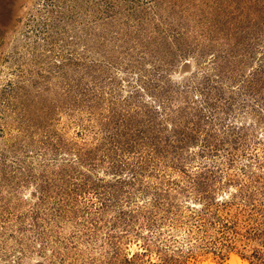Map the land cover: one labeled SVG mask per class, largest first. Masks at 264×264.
<instances>
[{"label":"rangeland","instance_id":"rangeland-1","mask_svg":"<svg viewBox=\"0 0 264 264\" xmlns=\"http://www.w3.org/2000/svg\"><path fill=\"white\" fill-rule=\"evenodd\" d=\"M231 254L264 264V0H0V264Z\"/></svg>","mask_w":264,"mask_h":264},{"label":"bare ground","instance_id":"bare-ground-1","mask_svg":"<svg viewBox=\"0 0 264 264\" xmlns=\"http://www.w3.org/2000/svg\"><path fill=\"white\" fill-rule=\"evenodd\" d=\"M214 264V263H207ZM224 264H248L246 260H243L236 254H231L230 258Z\"/></svg>","mask_w":264,"mask_h":264},{"label":"trees","instance_id":"trees-1","mask_svg":"<svg viewBox=\"0 0 264 264\" xmlns=\"http://www.w3.org/2000/svg\"><path fill=\"white\" fill-rule=\"evenodd\" d=\"M252 254H253V255H256V257H257L258 259H260V258L258 257L259 254H258V251H257V250H254ZM242 257H244V256H242Z\"/></svg>","mask_w":264,"mask_h":264}]
</instances>
